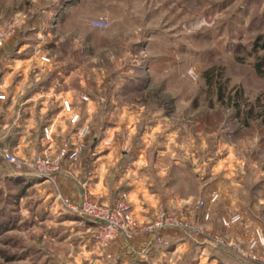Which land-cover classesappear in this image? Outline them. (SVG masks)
<instances>
[{
  "label": "rangeland",
  "instance_id": "obj_1",
  "mask_svg": "<svg viewBox=\"0 0 264 264\" xmlns=\"http://www.w3.org/2000/svg\"><path fill=\"white\" fill-rule=\"evenodd\" d=\"M14 20L0 45V77L17 65L0 93L5 106L15 93L12 108L0 110V145L12 152L31 131L26 155L12 153L60 162L48 181L0 157V264H209L199 261L200 246L182 242V232L206 231L196 216L195 227L167 229L146 254L117 258L95 242L92 223L62 205L72 197L61 178L99 181L110 202L131 210L156 201L153 218L165 211L182 221L190 205L210 220L221 198L208 171L226 153L243 163L242 185L230 213L218 207L225 232L203 255L216 253L212 264H264V235L247 221L264 217V189L247 188L264 174V0H0V30ZM34 91V105L20 106ZM34 135L46 148L53 140L54 153ZM234 214L238 222L224 225ZM248 226L251 233L232 234Z\"/></svg>",
  "mask_w": 264,
  "mask_h": 264
},
{
  "label": "crops",
  "instance_id": "obj_2",
  "mask_svg": "<svg viewBox=\"0 0 264 264\" xmlns=\"http://www.w3.org/2000/svg\"><path fill=\"white\" fill-rule=\"evenodd\" d=\"M1 59V58H0ZM13 63L10 66L11 68L6 71V75H2L0 77V93L5 94V89L6 87H8V81L10 79V76H13L16 72V64H14V60H12ZM22 70V73L24 75L25 72L24 68H19ZM15 92L17 93V91L20 90L19 87L15 86ZM37 95V92H33L31 94H29V96L23 98L22 102L19 104L20 106H26V105H30L33 106V101H34V96ZM6 96V95H5ZM15 102V93H13L9 103L7 104V106H5L3 104V102L0 101V110L2 111L3 107L10 110L12 108V106L14 105ZM49 122V119H48ZM1 117H0V126H1ZM50 123V122H49ZM48 130L51 131L50 127L53 129V124H51L50 126H46ZM3 128V127H2ZM3 131V130H1ZM0 131V135H2L3 133ZM31 131H27L24 132L23 134H21L18 137V142L15 145L10 146L9 148L12 150V152H14L17 156H24L26 154H24V149H23V145H25V140L28 138H31L32 133H30ZM35 140H39L40 145L42 147V152L46 151L49 154H53L54 153V144H53V140L51 141H47L48 142V147L46 148L47 144H45L44 142V137L41 136H35ZM34 140V139H31ZM34 140V142H35ZM43 144V145H42ZM35 151H33V149L30 151V153L27 155L29 156L30 154L34 153ZM218 155V154H217ZM219 157V155L217 156ZM235 156L231 153H226V156H222L220 158L217 159V161L214 163V165H211L210 170L208 171L209 173H211L210 175H216V179L214 182H207L208 178H205V182L206 184H210L209 188H213L216 187L218 188V190H220V200H219V206H216V208H212L211 212H210V220H203L202 217V212H195L192 207L189 205L188 207H185L183 209V212L185 213L184 215L188 216L190 221L192 220V218H194L195 216L197 217L198 221L200 224H202V226H204V228L206 229V231L204 230H198V232H196L195 235H192L190 233V231L188 233L182 232L183 235V239L182 242L191 244L192 246L195 245V247L200 246L199 249L201 254H200V258L199 261L202 260H208L209 264H212L214 262H216V253L212 254L210 257L207 255H203L206 248H204L206 246V244H210V245H216L214 242H212L213 240H215V238H217V236H221L220 234L224 233L225 231H223L221 229L220 224L218 223L219 220V215L223 213V209L221 210V208L219 209L218 207L220 206H224L226 211L228 212V210H233V207L236 206V195L235 190L236 188H238V186L242 185V182L238 180L239 178H242L241 175L239 176V173H242V165L243 163L239 161H236L235 159H233ZM235 160V161H234ZM239 163V164H238ZM239 167V170L237 171V168ZM246 171V172H245ZM244 171V175H246L248 173V170L245 169ZM262 172H260V174H258V177L260 175H264L261 174ZM248 175V174H247ZM257 179H255L256 182H250L249 186L247 187L248 189H250V192H252L255 189H260L263 190L264 189V178L260 179V177ZM90 180V179H89ZM89 180H83L81 181L79 180H74L71 181L70 178L67 179L65 178V176L63 178H61V183H62V193L63 194H68L69 196L72 197V199L74 200H78L81 196V194L83 193V191L85 190L84 188L81 187V183L84 181L85 185H87L88 191L90 193H94V194H104V199L108 200L109 202L111 200H109L107 198V192L104 191V187L103 185H101V183L98 182H94L93 185L90 184ZM211 181V180H208ZM87 183V184H86ZM205 184V185H206ZM264 199V198H263ZM168 204V203H167ZM140 206V205H138ZM137 204L134 205L132 211L135 215V217L142 221H148L149 219H152L154 217V215L156 214L157 210V205H156V201H150L148 203H146V205L143 207H141L140 209L138 208ZM170 208V207H169ZM230 213V212H228ZM250 223H253L256 227H258V230L262 232V234L264 235V217H259L256 219H250L247 220ZM249 227V226H248ZM236 228V227H235ZM234 228V229H235ZM232 230V234H236V239H237V234L239 235V233H243L244 231L251 233V228H247L248 230H245L244 228L241 229H235ZM172 233L171 231H164V236L166 239V235ZM231 234V233H230ZM172 237V236H171ZM170 240V239H169ZM154 239L152 234L150 233H141V234H137L135 236H133L130 239H118L111 247H110V253L114 254L117 256V258H119L120 256H126L127 253H129L130 251H133V253H136L137 255H143L146 254L148 252V250H150V246L153 244ZM220 247V246H219ZM216 249V248H215ZM217 250H219V248H217Z\"/></svg>",
  "mask_w": 264,
  "mask_h": 264
},
{
  "label": "built area",
  "instance_id": "obj_3",
  "mask_svg": "<svg viewBox=\"0 0 264 264\" xmlns=\"http://www.w3.org/2000/svg\"><path fill=\"white\" fill-rule=\"evenodd\" d=\"M105 24L104 21H95L93 25L102 28ZM18 22L13 21L7 27L0 30V45L3 41L13 35ZM4 99V95L0 94V100ZM77 148L70 150L68 155L75 156ZM66 152H61L64 157ZM0 157L9 165L13 170L20 171L21 169H30L39 175H45L48 181H54L56 169L59 167L60 157L53 160L47 154H36L27 159H20L14 155L7 147L0 145ZM84 185V184H83ZM60 197V195H59ZM216 198V194H212V200ZM60 201L64 207L69 211L79 215L84 220L90 222L95 227L94 240L102 249H110V247L118 239H130L133 236L141 233H150L155 242H162L163 232L167 229H178L187 231L195 226L184 215L182 221L172 217L165 211H161L156 218L149 222H141L138 220L130 206L121 200H114L105 203L100 200L98 196H92L90 192L83 191L78 200L68 197H61ZM198 209H205V201L198 200L196 203ZM208 213L205 212L203 217L207 218ZM239 216L234 214L229 218H222L224 225H230L238 222ZM109 256V254H108Z\"/></svg>",
  "mask_w": 264,
  "mask_h": 264
},
{
  "label": "trees",
  "instance_id": "obj_4",
  "mask_svg": "<svg viewBox=\"0 0 264 264\" xmlns=\"http://www.w3.org/2000/svg\"><path fill=\"white\" fill-rule=\"evenodd\" d=\"M263 65L262 61H259V63L256 65V69L259 71L261 69V66ZM252 109H249L247 112L250 113ZM263 122H264V115L261 116ZM245 123V122H244Z\"/></svg>",
  "mask_w": 264,
  "mask_h": 264
}]
</instances>
